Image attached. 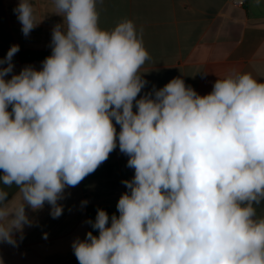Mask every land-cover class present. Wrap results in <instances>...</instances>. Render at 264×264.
Listing matches in <instances>:
<instances>
[{
	"label": "clouds",
	"instance_id": "obj_1",
	"mask_svg": "<svg viewBox=\"0 0 264 264\" xmlns=\"http://www.w3.org/2000/svg\"><path fill=\"white\" fill-rule=\"evenodd\" d=\"M53 3L41 68L13 72L19 45L0 59V242L23 239L26 209L61 216L66 188L118 147L134 176L118 215L98 208V235L73 241L79 264H264V82L236 72L200 95L175 77L140 95L150 56L134 22L105 30L98 0ZM14 11L28 36L30 0Z\"/></svg>",
	"mask_w": 264,
	"mask_h": 264
},
{
	"label": "crops",
	"instance_id": "obj_2",
	"mask_svg": "<svg viewBox=\"0 0 264 264\" xmlns=\"http://www.w3.org/2000/svg\"><path fill=\"white\" fill-rule=\"evenodd\" d=\"M18 3L0 0V59L19 45L12 58L17 74L28 65L41 68L51 55L52 29L63 21L53 0H30L39 24L25 36L14 11ZM97 10L101 29L130 19L142 34L150 59L140 69L147 81L140 95L175 77L200 95L210 93L217 78L236 72L264 82V0H98ZM127 160L117 147L94 173L66 188L58 218L51 217L47 203L35 212L26 209L33 223L25 226L22 240L17 234V246L0 242L2 264H79L72 244L91 230L87 207L118 213L117 202L127 191L122 181L134 176ZM15 191L10 190L9 199Z\"/></svg>",
	"mask_w": 264,
	"mask_h": 264
},
{
	"label": "trees",
	"instance_id": "obj_3",
	"mask_svg": "<svg viewBox=\"0 0 264 264\" xmlns=\"http://www.w3.org/2000/svg\"><path fill=\"white\" fill-rule=\"evenodd\" d=\"M97 209L98 208L94 207V206H88L87 207V216H88L89 220H93V221L95 220ZM99 209L105 210L109 214V217H111L112 214L118 215V213H116V212H114L108 208H99ZM90 228H91L90 231H92L94 235H98V230L92 229L91 225H90Z\"/></svg>",
	"mask_w": 264,
	"mask_h": 264
},
{
	"label": "rangeland",
	"instance_id": "obj_4",
	"mask_svg": "<svg viewBox=\"0 0 264 264\" xmlns=\"http://www.w3.org/2000/svg\"><path fill=\"white\" fill-rule=\"evenodd\" d=\"M257 212L258 215H264V205L258 207Z\"/></svg>",
	"mask_w": 264,
	"mask_h": 264
}]
</instances>
